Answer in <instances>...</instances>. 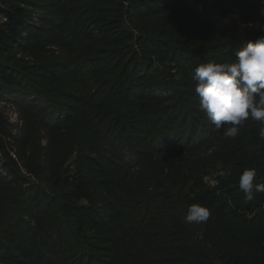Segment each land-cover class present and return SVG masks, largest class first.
Returning a JSON list of instances; mask_svg holds the SVG:
<instances>
[{
	"label": "trees",
	"instance_id": "obj_1",
	"mask_svg": "<svg viewBox=\"0 0 264 264\" xmlns=\"http://www.w3.org/2000/svg\"><path fill=\"white\" fill-rule=\"evenodd\" d=\"M192 1L201 3L202 16L184 0H0L7 19L0 25V99L17 98L24 142L41 128L49 132L44 167L40 157H31L28 177H15L12 189L0 178V238L5 225L31 228L22 217L36 224L34 242L11 243L13 249L32 250L39 264H66L67 249L46 252L64 222L63 233L79 240L70 248L77 260L88 259L85 264H264V193L253 190L254 199L247 200L238 184L249 168L264 183V124L249 119L235 139L215 126L202 139L192 137L207 119L197 108L194 69L232 63L242 45L264 35V3ZM34 14L48 31L33 26L30 33ZM153 87L165 95L150 93ZM25 95L48 100V123L42 109L21 100ZM10 137L0 115L1 154H11ZM212 143L215 162L208 157L211 163L166 168L169 157H163V171L154 177L155 154L188 155ZM126 150L134 152L135 166L123 161ZM172 169L178 173L170 176ZM219 171L227 176L209 186L204 179ZM36 179L46 180L49 190ZM31 191L35 213L22 205ZM193 204L211 215L190 228L184 217ZM198 227L211 235L197 233Z\"/></svg>",
	"mask_w": 264,
	"mask_h": 264
},
{
	"label": "rangeland",
	"instance_id": "obj_2",
	"mask_svg": "<svg viewBox=\"0 0 264 264\" xmlns=\"http://www.w3.org/2000/svg\"><path fill=\"white\" fill-rule=\"evenodd\" d=\"M211 18L216 19L214 16ZM35 27H39L41 29V31H48L49 30V26L47 25L46 22L39 21L35 24ZM32 32H34V28L30 27V33H32ZM26 34H28V33H26ZM55 50L59 54V50H57V49H55ZM29 61H31V60H29ZM171 72L175 73V70H172ZM24 75L32 81H39L36 75L30 74V76H29L28 73H25ZM149 91H150V93L152 92L155 95H159V96L165 95V94H163L164 89H162V91H161L160 88L158 89V87H153ZM31 96L32 95H25L24 97L22 96V98L21 97L20 98H21V100H24V101L26 100V102H24L25 104L26 103L27 104L34 103L35 108L42 109L41 111H43V112L41 115L44 117L45 123H48L51 119V115L48 114L49 113V103L46 102L48 100L43 101L44 98H42V99L32 98ZM12 97H14V96H12ZM2 98L0 100H2ZM16 101H17V98L14 97L12 103L6 102V104L3 106V109H4L3 113H8L12 107H15V111L17 112L18 117H19V120L17 121V123L12 124L10 122L9 117L6 118L4 116V114L3 115L1 114V118L5 122V129L11 135L10 138L6 139L8 145L10 146L11 154L4 155V154L0 153V178L5 180V182L9 183V187H10L9 189L16 187V185L14 183L15 177H21V178H27L28 177L26 164L30 163L31 157H40V159L37 160V164L41 167L45 166L47 152H48V150H47L48 149V143H49L48 142L49 141V132L45 128H41V130L39 132L34 133L32 135V139H30L28 142H24L25 133H27L26 120L24 119V116L22 115L21 110L18 108ZM19 101H20V99H19ZM197 108H199V107H197ZM191 123H192L191 119L189 118L187 120V124H191ZM104 127L105 126H103L102 128H104ZM210 129H214V125L210 124V121L208 120V118L202 119V120H200V122L198 124V129H197L198 134L197 133L192 134V137L194 138L197 136V139H202L203 133L208 134ZM187 133H190V132H188V131L185 132V134L183 136V140L181 143H184L187 140L186 139ZM215 137H217V135ZM217 141H219V136L217 137ZM23 142H24V146H22ZM214 151H215V143H212V144L207 145L205 148H202V149L197 150V151H193V152H191V154H188V155L172 154V155L162 156L159 154H155L156 156H154V157H159V158H156L155 162L153 163L154 164L153 165L154 166L153 175H154V177H156L160 172L163 171L162 167H159V166H161V159H164L163 157H169L168 160L166 161V168L169 167V163L174 164V165H176V164L185 165L186 163L192 164L196 160L203 161V164H205V163H211V161L208 159V157H210V159L213 162H215V160L213 159V157H214L213 152ZM104 154H105V157H111V155L108 153V151H106ZM19 157H21V160H19ZM97 157H99V156L93 155L92 158L97 160L98 159ZM122 157H123V161L126 163L128 162L129 166H135L137 163L135 160L136 156L134 155V152L130 153L128 150H126L124 152V154H122ZM182 157H184V158H182ZM98 160L100 161L101 159H98ZM10 165H12L13 167L10 168ZM208 165H213V164H208ZM219 166H220V164H218V167ZM8 168L13 169V171L9 170ZM72 169H73V167H72ZM136 170H137V168H134V171H136ZM164 172H166V171H164ZM176 173H178V171L172 169L170 172V176H173ZM212 175H213L212 178L209 175L208 177H206L204 179V181L209 186L211 185V187L217 186L218 183L214 181V179L216 177L221 178L223 181L225 179L226 174L223 171H219V172L213 173ZM36 181H38L37 184L40 185V187L43 188L45 191L49 190V184L47 183L46 180L41 179L39 181L38 179H36ZM104 187H106V185H104ZM187 190H188V187H186L184 191L186 192ZM100 192L102 193V191H100ZM34 193H36V192H34ZM34 193L31 191L29 194L24 196L23 197L24 203L22 204L24 207H26L25 209L31 210L32 213L33 212L35 213L37 211L36 207L34 208L31 205V198L34 197ZM39 197L41 200H43L42 202L45 204V202L47 201L46 197H44L43 195H40ZM101 204L102 203H98V205H101ZM39 206H42V204H40ZM42 216H43V214H42ZM22 224H27L31 228H27L26 231H24V230L21 231V229L15 230V228H10L9 226H6V225L3 227V238H0V264H15L9 258L8 252L12 253L14 255L13 259H15V257L21 258L23 263L39 264V260L36 257L32 256L31 254L29 255V251H32V250L28 251L25 249H13V245H11V243H16V244L17 243H23V244L28 246V245H30V243L32 244V242H34L33 230L36 227L34 219H32L31 217H28V216L22 217ZM58 225L61 227V233L57 234L58 237L54 238L53 244H51V241L49 242L50 244H48L49 246L46 247V252H48V247H52V249H55V250H57L59 247H63L64 249H67V252L65 254H67V256H68L67 259L66 258L63 259V260H65L63 263H66V264H85L88 259H85L84 261L77 260L75 250H72L70 248L73 245H77L79 240L78 241L72 240L68 235L63 233L64 230L66 229V225L64 224V222L59 223ZM188 226L190 228H195L198 226V224L193 223V224H188ZM211 232H212V230L206 229L203 227H198V231H197V233H203V234H206V236H210ZM13 233L14 234L19 233L20 237L14 238ZM92 242L93 241L90 240V243H92ZM70 243L72 245L69 246ZM91 253L95 257L100 256V254H97L94 251H92ZM90 259H92V258H90ZM34 261H36V262H34ZM18 262L19 261L17 260L16 264H23L21 262H19V263ZM47 262L51 263V261H47Z\"/></svg>",
	"mask_w": 264,
	"mask_h": 264
},
{
	"label": "clouds",
	"instance_id": "obj_3",
	"mask_svg": "<svg viewBox=\"0 0 264 264\" xmlns=\"http://www.w3.org/2000/svg\"><path fill=\"white\" fill-rule=\"evenodd\" d=\"M264 3V0H262ZM264 16V7L259 10ZM232 63L206 62L192 74L199 109L217 130L224 128L225 138L235 139L249 119L264 124V35L248 41L235 52ZM259 135L264 138V128ZM256 168L245 169L239 177V190L245 199L264 193V183H258ZM211 213L203 205L193 204L184 220L188 224L206 222Z\"/></svg>",
	"mask_w": 264,
	"mask_h": 264
},
{
	"label": "built area",
	"instance_id": "obj_4",
	"mask_svg": "<svg viewBox=\"0 0 264 264\" xmlns=\"http://www.w3.org/2000/svg\"><path fill=\"white\" fill-rule=\"evenodd\" d=\"M187 4H188V6L189 7H191V8H195V10L197 11V13L199 14V15H203V7H202V5H201V3H194V1H192V0H184ZM6 21H7V19H6V17L4 16V15H2V14H0V25H3L4 23H6ZM39 21H41V19H40V15L39 14H34L33 16H32V18H31V21H30V27H35V24L37 23V22H39ZM21 36L22 37H25L26 36V33H22L21 34ZM8 98V97H7ZM7 98H2V100H0V115L2 114H4V116L7 118V117H9L10 118V122L12 123V124H15V123H17V121L19 120V117H18V114H17V112L15 111V107H12L11 109H10V111L8 112V113H3V106L6 104V102H10V103H12L13 102V100H8ZM4 101V102H3Z\"/></svg>",
	"mask_w": 264,
	"mask_h": 264
}]
</instances>
